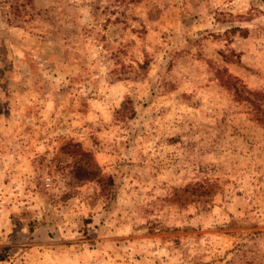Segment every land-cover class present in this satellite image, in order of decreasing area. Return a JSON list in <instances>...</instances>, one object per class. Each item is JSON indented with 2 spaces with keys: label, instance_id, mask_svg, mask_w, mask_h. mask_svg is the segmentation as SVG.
Instances as JSON below:
<instances>
[{
  "label": "rangeland",
  "instance_id": "rangeland-1",
  "mask_svg": "<svg viewBox=\"0 0 264 264\" xmlns=\"http://www.w3.org/2000/svg\"><path fill=\"white\" fill-rule=\"evenodd\" d=\"M0 264H264V0H0Z\"/></svg>",
  "mask_w": 264,
  "mask_h": 264
}]
</instances>
